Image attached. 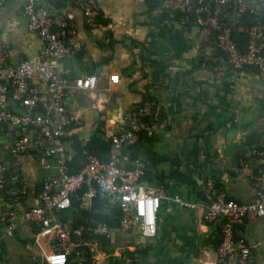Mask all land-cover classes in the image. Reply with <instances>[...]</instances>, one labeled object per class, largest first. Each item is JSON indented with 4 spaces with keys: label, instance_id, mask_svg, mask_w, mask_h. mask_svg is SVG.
Instances as JSON below:
<instances>
[{
    "label": "crops",
    "instance_id": "crops-1",
    "mask_svg": "<svg viewBox=\"0 0 264 264\" xmlns=\"http://www.w3.org/2000/svg\"><path fill=\"white\" fill-rule=\"evenodd\" d=\"M94 1L96 29L86 24L80 7L47 4L52 14L68 20L76 31L68 41L74 54L58 63L69 84L68 109L80 121L66 137L71 159L75 140L86 144L100 127L109 139L127 127L125 113L130 106L153 100L166 126L140 138L129 156L143 163L145 182L161 185L168 196L198 207L183 209L162 201L152 238L138 230L121 231L118 204L107 196L106 204L95 199L87 207L75 200L66 212V224L98 264H221V224L204 219V207L214 198L207 184L212 181L216 190L225 191L236 202L254 200L252 177L259 160L253 150H264V74L231 69L216 49L213 31L185 28L177 15L161 10L163 0ZM246 1L254 5V0ZM26 2L10 0L0 8V42L12 65L34 59L43 49L39 37L28 31ZM86 75L97 76L95 90L74 87L73 80ZM34 83L46 90L39 80ZM9 107L21 111L17 102L10 101ZM17 137L12 128L0 131V162L7 166L10 183L8 190L0 192V236L7 212L15 209L21 216L39 206L44 182L57 179L53 159L44 168L37 155L11 154ZM17 176L25 193L14 207L10 189ZM99 223L109 227V237L79 231ZM17 225L14 236L2 241L0 264H44L52 251L51 241L38 239L36 227L30 224ZM241 233L255 264H264V217L249 216ZM237 260L233 256L226 264H238Z\"/></svg>",
    "mask_w": 264,
    "mask_h": 264
},
{
    "label": "built area",
    "instance_id": "built-area-1",
    "mask_svg": "<svg viewBox=\"0 0 264 264\" xmlns=\"http://www.w3.org/2000/svg\"><path fill=\"white\" fill-rule=\"evenodd\" d=\"M9 1L0 0V8ZM53 3L76 5L81 8L90 28L99 26L98 6L94 0H27L24 17L28 31L43 42L42 51L32 60L12 65L0 42V131L8 127L18 132L10 149L12 155H37L44 168H49V161L53 159L57 168V179L47 180L42 186L39 206L21 216L15 209L7 212L6 226L0 236V252L2 241L13 237L17 224L23 221L36 227L38 239L51 241L47 264H98L77 243L76 232L71 226L59 218L60 214L72 210L74 200L87 207L104 193L118 204L120 230H138L146 238L157 233L162 201L173 202L183 209H194L198 205L170 197L163 186L145 182L143 163L129 156V149L140 138L166 126L160 106L150 99L126 110L127 127L110 137L108 161L86 153L88 163L83 170L76 175L70 173L71 155L66 137L70 127L80 121L68 109L69 84L58 63L74 54L68 41L76 31L68 20L49 11L47 4ZM161 10L177 15L185 28L213 31L216 49L231 69H253L264 74V0H254L253 6L246 0H163ZM245 15L251 16L254 24L246 31L247 43L241 51L232 36L235 26ZM110 78L118 80V76ZM36 79L45 85V91L34 83ZM97 84L98 78L94 75L73 80L74 87L80 90H95ZM10 101L17 102L21 111L12 110ZM253 154L259 163L252 177L255 189L252 202H236L229 199L225 191L216 190L212 181L207 184L214 198L204 207V219L221 224L222 241L218 248L221 264H226L233 256H238V264H255L247 239L236 236L237 229L249 216L264 217V150L254 149ZM7 174V166L0 162V192L10 188ZM14 180L16 185L10 191L15 207L23 198L25 186L20 176ZM79 231L91 237L110 236L109 227L103 223Z\"/></svg>",
    "mask_w": 264,
    "mask_h": 264
},
{
    "label": "trees",
    "instance_id": "trees-1",
    "mask_svg": "<svg viewBox=\"0 0 264 264\" xmlns=\"http://www.w3.org/2000/svg\"><path fill=\"white\" fill-rule=\"evenodd\" d=\"M253 24H254L253 18L249 15H245L233 30V36H232L233 40L239 45L241 51L245 49L247 43L246 31ZM239 28H242L241 32L238 31ZM72 150L74 151L75 155L73 156L70 162V173L72 175H76L80 173L88 163V158L86 153L94 154L97 157H99L102 161L109 160L110 138L107 139L105 137L104 131L101 130L100 127L99 129H97L96 132L93 133L91 139L86 144H84L82 141L75 140L73 143ZM96 200L102 201L103 204H106L107 202V198L104 193H101ZM74 205H75V200L73 201V207ZM59 218L62 222L67 223L69 217L67 216L66 212H64L59 215ZM77 228H79V226L75 227V229ZM236 234L237 237L243 236V234L241 233V227L237 229ZM220 243H221V239H220Z\"/></svg>",
    "mask_w": 264,
    "mask_h": 264
},
{
    "label": "water",
    "instance_id": "water-1",
    "mask_svg": "<svg viewBox=\"0 0 264 264\" xmlns=\"http://www.w3.org/2000/svg\"><path fill=\"white\" fill-rule=\"evenodd\" d=\"M44 264H47L46 262Z\"/></svg>",
    "mask_w": 264,
    "mask_h": 264
}]
</instances>
